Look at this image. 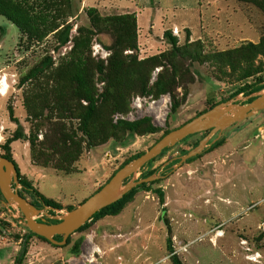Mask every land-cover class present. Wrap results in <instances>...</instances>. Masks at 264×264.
I'll return each instance as SVG.
<instances>
[{
	"label": "rangeland",
	"instance_id": "374dc122",
	"mask_svg": "<svg viewBox=\"0 0 264 264\" xmlns=\"http://www.w3.org/2000/svg\"><path fill=\"white\" fill-rule=\"evenodd\" d=\"M71 3L75 13L70 18L71 41L60 50H55L58 44L52 34L44 42H31L17 25L0 15V87L4 78L8 85L5 93H0V154L6 153L3 145L7 140L20 133V139L11 144L13 157L36 189L62 204L59 215L71 211V206H79L105 185L126 160L149 150L166 131L180 127L210 103L230 97L243 83L217 78L216 70L208 63L196 64L195 82L189 86L186 101L177 112L171 113L169 95L159 99L134 98L132 112L126 118L150 116L160 128L158 132L130 134L122 143L110 140L85 149L71 172L38 165L32 159L30 139L34 131L38 141H43L46 128L37 129L36 120L29 116L24 102L27 85L22 86L20 79L47 55L57 64L71 51L79 27L93 28L89 8L96 7L106 16L125 14L137 7L143 35L153 22L158 46L146 48L142 40L141 58L171 48L167 39L160 38L165 25L181 45L186 43L190 29L194 36L191 40L200 39L206 52L258 42L264 35V12L239 0H71ZM174 25L181 27L180 34H176ZM149 30L153 32L152 27ZM113 39L111 31L95 34L93 56L107 59L112 53ZM179 91L182 95L183 91ZM253 96L239 94L230 101L246 105ZM9 107L14 110L13 118ZM208 133L200 132L182 140L149 164L144 172L158 169L159 181L148 188H138L119 215L88 221L83 230L70 235V243L63 247H55L38 236L30 237L23 264H173L167 249L168 229L163 220L166 217L172 228L175 252L184 264H264V110L226 129L221 135L226 138L224 145L178 167V158ZM217 137L213 135L209 143ZM169 165L174 166L172 171L167 169ZM141 176V171L136 174L137 179ZM158 190L164 193V203ZM25 195L32 200V195ZM43 210L53 215L51 208ZM219 231L223 235L218 236ZM28 233L27 228L20 242L19 235L12 236L11 244L0 251L2 264H16Z\"/></svg>",
	"mask_w": 264,
	"mask_h": 264
},
{
	"label": "trees",
	"instance_id": "16d2710c",
	"mask_svg": "<svg viewBox=\"0 0 264 264\" xmlns=\"http://www.w3.org/2000/svg\"><path fill=\"white\" fill-rule=\"evenodd\" d=\"M239 1L251 3L264 12V0ZM0 15L17 25L31 42H44L52 34L58 44L55 50H60L71 41L73 25L70 18L75 15L71 0H0ZM88 16L93 28L79 27L78 35L74 37V45L67 55L57 64L51 55H47L20 79L22 86L27 85L24 102L29 116L36 120L37 129L46 128L43 141H38L34 131L30 139L32 159L38 165L71 172L85 149L98 147L110 140L122 143L130 134L146 135L158 132L160 128L153 124L150 116L134 120L126 118L132 112L134 98L141 96L159 99L163 95H169L171 113L177 112L186 101L189 86L195 82L193 66L196 64H210L216 70V77L219 79L228 78L234 82H243L233 95L219 102L210 103L197 116L221 102L234 99L239 94L252 95L264 88V76H261L264 72V35L258 42L248 41L227 50L206 52L200 39L190 41L189 29L184 45L179 43L178 37L171 30H166L164 37L170 42L171 48L141 58L136 13L104 16L96 7H91L88 9ZM104 31L113 33L114 46L107 59H96L92 51V37ZM250 78L256 79L249 82ZM179 89L183 91L182 95ZM9 111L13 118V108L9 107ZM170 131L172 130L166 131L163 136ZM191 136L193 135L188 137ZM20 137V133H16L9 138L3 145L6 153L1 155L16 164L22 186L19 193L25 198H27L25 194L32 195L31 203L38 209L52 208L50 213L54 215V210L63 209L62 204L47 198L36 189L21 173L13 157L11 144ZM225 142V137L210 142L201 154L188 159L186 163L202 157ZM198 144L199 142L194 147ZM171 148L164 149L162 153ZM188 152L186 151L184 155ZM143 153L145 151L132 156L119 169ZM156 158L140 170L141 178L157 173L158 169L144 172ZM173 167L169 165L167 169L172 171ZM158 181L143 183L133 188L120 200L97 212L92 220L119 215L132 200L138 188H148ZM157 192L161 203H164L163 191ZM73 209L74 207H69V210ZM41 220L42 218L38 219ZM46 220L49 223L59 222L51 218ZM163 220L168 229L167 249L171 254V260L173 264H184L174 249L170 221L167 217ZM86 226L87 224L77 231L83 230ZM32 236L49 242L29 230L22 251L16 258V264H23L28 252V240ZM70 237L67 244L70 243ZM55 239L61 241L63 236L57 235Z\"/></svg>",
	"mask_w": 264,
	"mask_h": 264
},
{
	"label": "water",
	"instance_id": "95a60500",
	"mask_svg": "<svg viewBox=\"0 0 264 264\" xmlns=\"http://www.w3.org/2000/svg\"><path fill=\"white\" fill-rule=\"evenodd\" d=\"M252 96L254 98L246 105L236 104L229 100L173 129L141 156L120 168L101 189L63 215H59L60 210L56 209L57 214L51 216L43 209H38L30 200L22 196L17 189L21 184L16 164L0 154V191L3 196V203L20 208L25 218L26 228L33 233L44 237L54 245H67L70 235L77 232L88 221H91L93 216L101 209L117 202L133 188L143 183L158 180L160 176L156 174L140 179L136 178V174L148 162L158 157L164 149L175 146L190 135L209 131L208 135L196 147L181 156L177 165L180 167L188 159L201 154L209 146V141L213 135L217 134L218 139L226 129L263 111L264 90L254 93ZM14 184L15 187H13ZM42 214L51 219L59 220V222L49 223L45 218L38 221V217ZM57 235H62L63 239L58 241L55 239Z\"/></svg>",
	"mask_w": 264,
	"mask_h": 264
},
{
	"label": "built area",
	"instance_id": "2783aa9c",
	"mask_svg": "<svg viewBox=\"0 0 264 264\" xmlns=\"http://www.w3.org/2000/svg\"><path fill=\"white\" fill-rule=\"evenodd\" d=\"M175 31L177 32L176 34H179L178 29H175ZM19 188L21 189L22 186L17 187L18 192L20 191ZM41 216H44V214ZM26 232L25 218L21 209L17 206L4 204L3 197L0 194V251L11 244L12 236L15 237L19 235L20 242ZM0 264H2L1 255Z\"/></svg>",
	"mask_w": 264,
	"mask_h": 264
},
{
	"label": "crops",
	"instance_id": "0c3cea01",
	"mask_svg": "<svg viewBox=\"0 0 264 264\" xmlns=\"http://www.w3.org/2000/svg\"><path fill=\"white\" fill-rule=\"evenodd\" d=\"M135 7V6H134ZM137 7H135V8H133V10L131 11V12H133V13H136V15H137V19H138V26L140 27V24H139V12H138V10L136 9ZM153 28V32H151L149 29L150 28ZM167 28H170L169 26H166L165 25V27H164V32H163V34H162V36L160 37V38H165L164 37V34H165V31L166 30H171V29H167ZM173 28L174 29H178L179 30V28H181V27H179L178 25H174L173 26ZM149 29L147 30V33L145 34V35H143V33H142V31H141V28H139V46L141 47V46H143V44H142V40H143V43H145L146 45H145V47L147 48V46H151V47H154V48H156L158 45H157V36H155V31H154V23L152 22V24H150V26H149ZM190 30V29H189ZM193 33V32H192ZM180 34V33H179ZM190 41H192L191 40V36H192V39H194V36H193V34H191V31H190ZM166 39V38H165ZM169 44H170V42L168 41V40H166ZM171 45V44H170ZM139 47V48H140Z\"/></svg>",
	"mask_w": 264,
	"mask_h": 264
},
{
	"label": "bare ground",
	"instance_id": "6f19581e",
	"mask_svg": "<svg viewBox=\"0 0 264 264\" xmlns=\"http://www.w3.org/2000/svg\"><path fill=\"white\" fill-rule=\"evenodd\" d=\"M7 87H8V85H7L6 79L4 78L2 86L0 87V93L4 94L6 89H7ZM217 235L218 236L223 235V232L219 231Z\"/></svg>",
	"mask_w": 264,
	"mask_h": 264
},
{
	"label": "flooded vegetation",
	"instance_id": "af4514ba",
	"mask_svg": "<svg viewBox=\"0 0 264 264\" xmlns=\"http://www.w3.org/2000/svg\"><path fill=\"white\" fill-rule=\"evenodd\" d=\"M13 187H15V184L13 185ZM20 192V191H19Z\"/></svg>",
	"mask_w": 264,
	"mask_h": 264
}]
</instances>
